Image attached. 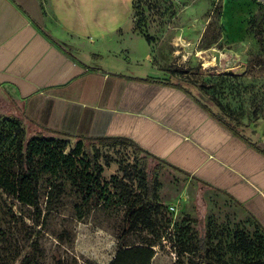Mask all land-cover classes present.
I'll return each mask as SVG.
<instances>
[{
  "label": "rangeland",
  "instance_id": "1",
  "mask_svg": "<svg viewBox=\"0 0 264 264\" xmlns=\"http://www.w3.org/2000/svg\"><path fill=\"white\" fill-rule=\"evenodd\" d=\"M135 7L138 29L167 70L175 73L176 82L216 114L240 122L239 129L264 135V0H135ZM18 114L10 93L0 88V129ZM23 126L27 144L35 133L26 123ZM49 136L68 141L66 154L77 148L75 138ZM82 152L86 159L87 153L93 154L103 166L101 181L107 191L89 203L81 220L75 205L83 199L69 182L50 211L48 184L40 183L46 217L0 188V264H110L119 251L129 209L136 204L143 208L142 216L124 244L152 245V264L264 260L260 229L233 203L205 196L171 168L162 166L155 172L158 163L131 147L94 142ZM149 179L155 182V193L141 204ZM243 235L249 244H244ZM200 238L207 244L204 258L199 254Z\"/></svg>",
  "mask_w": 264,
  "mask_h": 264
},
{
  "label": "crops",
  "instance_id": "2",
  "mask_svg": "<svg viewBox=\"0 0 264 264\" xmlns=\"http://www.w3.org/2000/svg\"><path fill=\"white\" fill-rule=\"evenodd\" d=\"M133 3L0 0V88L35 134L132 140L264 228V135L233 132L177 85Z\"/></svg>",
  "mask_w": 264,
  "mask_h": 264
},
{
  "label": "trees",
  "instance_id": "3",
  "mask_svg": "<svg viewBox=\"0 0 264 264\" xmlns=\"http://www.w3.org/2000/svg\"><path fill=\"white\" fill-rule=\"evenodd\" d=\"M134 13L136 29L142 34L137 26V14L134 0ZM149 41V39L147 38ZM177 69V68H176ZM175 71H181L177 69ZM170 83V82H168ZM178 83V82H177ZM179 87L192 94L193 92L181 84ZM209 112L216 116L230 130L239 134L240 122H233L223 115L213 112L211 106L204 102L199 96L195 97ZM24 114L21 113L16 118L5 120L0 129V188L18 202L35 209L38 216L44 215V208L40 202V183L48 184L46 196V209L50 211V206L57 201L66 191V182L70 186L78 189L83 202L75 205L78 219L84 217L85 208L102 197L106 193L107 184H103L101 176L104 171L103 166L97 163L95 156L87 153L84 158L82 147L94 142L102 146H124L131 147L135 154L143 157H151L146 151L141 149L132 140L125 138H83L63 135L66 138L78 140L77 148L70 154H66L68 141L65 138L46 136L44 132H37L30 141L25 144L26 130L23 126ZM83 156V158H78ZM155 159L154 157H151ZM161 166L156 165L154 171H160ZM145 197L139 202L145 204L150 201L155 193V182L149 179L145 185ZM143 208L136 204L129 209L126 228L119 238V251L110 264H152L155 257V250L152 245L126 247L125 239L137 226L138 220L142 216ZM145 221L149 222L148 218ZM255 225L260 229L264 238V228L255 221ZM242 236L244 244H249L250 239ZM251 243V242H250ZM200 257L204 258L207 252V244L204 238L198 241ZM259 261V262H258ZM264 263V260H257ZM204 263V262H202Z\"/></svg>",
  "mask_w": 264,
  "mask_h": 264
},
{
  "label": "built area",
  "instance_id": "4",
  "mask_svg": "<svg viewBox=\"0 0 264 264\" xmlns=\"http://www.w3.org/2000/svg\"><path fill=\"white\" fill-rule=\"evenodd\" d=\"M171 210H172V211L175 210V207H171Z\"/></svg>",
  "mask_w": 264,
  "mask_h": 264
}]
</instances>
